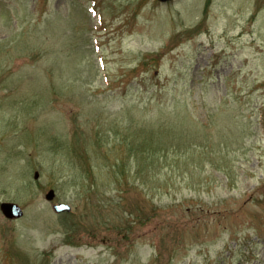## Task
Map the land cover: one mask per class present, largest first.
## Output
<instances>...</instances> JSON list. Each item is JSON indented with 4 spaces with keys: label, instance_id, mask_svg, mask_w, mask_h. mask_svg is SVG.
Listing matches in <instances>:
<instances>
[{
    "label": "rangeland",
    "instance_id": "rangeland-1",
    "mask_svg": "<svg viewBox=\"0 0 264 264\" xmlns=\"http://www.w3.org/2000/svg\"><path fill=\"white\" fill-rule=\"evenodd\" d=\"M3 202L0 264H264V0H0Z\"/></svg>",
    "mask_w": 264,
    "mask_h": 264
},
{
    "label": "water",
    "instance_id": "water-1",
    "mask_svg": "<svg viewBox=\"0 0 264 264\" xmlns=\"http://www.w3.org/2000/svg\"><path fill=\"white\" fill-rule=\"evenodd\" d=\"M161 2H168V1H173V0H160ZM36 177L38 178L39 177V174L37 173L36 174ZM48 199L49 200H52L54 199L55 197V193L54 191H51L49 194H48ZM57 211H62L64 209H70L69 207L67 206H58V207H55ZM1 209L4 213V215L7 217V218H10V219H16V218H20L23 216V211L22 209L20 208L19 205L17 204H14V203H3L1 205Z\"/></svg>",
    "mask_w": 264,
    "mask_h": 264
}]
</instances>
